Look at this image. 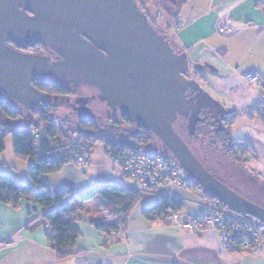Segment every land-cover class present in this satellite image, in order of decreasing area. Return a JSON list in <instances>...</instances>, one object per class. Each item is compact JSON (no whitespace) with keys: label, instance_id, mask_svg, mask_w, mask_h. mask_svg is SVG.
<instances>
[{"label":"crops","instance_id":"1","mask_svg":"<svg viewBox=\"0 0 264 264\" xmlns=\"http://www.w3.org/2000/svg\"><path fill=\"white\" fill-rule=\"evenodd\" d=\"M140 2L146 4L153 24L186 56L191 77L204 85L197 95L202 93L211 102L213 108L207 105L206 113L214 112L222 122L236 120L232 137L250 149L245 167L253 177L264 180V0H188L177 20L161 11V0ZM230 7L237 32L223 37L217 32L218 14ZM254 72L261 81L249 85L245 78ZM78 157L60 172L43 177L53 192H84L97 186L129 188L105 145H96L84 165L77 164ZM32 164L31 158L16 157L14 140L9 142L7 138L0 154V174L29 183ZM196 188H175L173 198L184 212L204 217L211 199ZM192 191L201 194L200 202L190 201ZM146 196L137 202L127 220L110 216L101 208L104 203L99 197L82 203L76 221L80 237L75 242V255L63 261L49 246V228L43 222L46 210L27 202L18 209L0 203V264H264V252L255 258L224 251L213 230L192 234L180 231L166 217L146 218L145 210L161 198ZM188 205L198 209L189 210ZM94 223L118 226L119 233L113 229L109 234L118 241L107 243Z\"/></svg>","mask_w":264,"mask_h":264},{"label":"water","instance_id":"2","mask_svg":"<svg viewBox=\"0 0 264 264\" xmlns=\"http://www.w3.org/2000/svg\"><path fill=\"white\" fill-rule=\"evenodd\" d=\"M155 27L136 0H0V105L39 110L45 95L35 80L91 85L149 131L202 190L264 224V208L212 175L176 131L198 99L188 92L201 89L185 77L186 56ZM36 45L49 54L26 52Z\"/></svg>","mask_w":264,"mask_h":264},{"label":"trees","instance_id":"3","mask_svg":"<svg viewBox=\"0 0 264 264\" xmlns=\"http://www.w3.org/2000/svg\"><path fill=\"white\" fill-rule=\"evenodd\" d=\"M136 1L142 11L147 15L145 8L146 4L140 2V0ZM187 2L188 0H161L160 9L172 20H177L180 17L182 8ZM150 22L153 24L151 20ZM171 45L180 53L172 42ZM26 52L37 55L49 54L47 48L42 45H36L26 50ZM188 73L185 74V77L189 81H195V78L191 77V75L188 76ZM33 85L37 90L49 97H65L71 94L67 87L56 82L35 80ZM188 93H191L192 95H190L192 97L197 95V91L194 90H190ZM0 107L5 119L12 124L0 121V154L5 150V141L7 137L12 135L16 157L20 160L33 159L29 174V183H18L11 176L0 174V203L18 209L23 202H27L46 210L43 222L50 229L47 234V240L50 248L56 253L59 261L66 260L75 255V242L80 237L76 221L82 211V203L90 202L99 197L104 203L101 208L109 213L110 216H122L124 220H127L137 202H139L142 196L146 195L130 188L120 186H97L84 192H77L74 189H69L64 192H53L49 186L46 185L43 177L45 175L60 172L66 164L72 162L74 157L80 156L79 143H86L92 147L98 144L105 145L107 154L110 155L117 147L136 148L135 146L137 145L133 144L132 138L136 134H139L144 138L143 143L145 151L160 152L168 160L176 163L168 152L161 150L153 143L155 137L149 131L143 127L137 126L124 116L123 121L126 125L132 127V132L122 130L120 122H115L112 128L107 129L108 131H101L98 124L92 119L82 118L80 121L81 130L79 134H77L78 140L76 142L72 137L66 140L67 136L60 140L61 137L58 136L57 128L52 123V118L48 113L50 109L54 108L52 104L44 103L39 110L28 112V115H25L19 108L6 105H0ZM35 116L40 117L42 122L46 124L45 128L41 127V137L39 141H35L31 130L33 118ZM21 119L24 123L18 126ZM186 123L189 126V122ZM198 127L199 125L195 126L193 131L195 138L198 137L199 134L197 132ZM96 133L103 135L102 137H98ZM212 139L215 140V143H220L222 151L235 164L241 166L246 164L245 159L250 155V149L247 147L246 150H240V155L233 149L236 143L241 142L233 139L230 126L229 128L214 133ZM191 183L194 187L199 188V185L192 179ZM206 194L211 200H214L210 194ZM173 204L175 208L181 209V203L178 200H173ZM170 210L171 206L168 199L161 197L151 207L145 210L144 215L148 219L163 218L168 215ZM94 225L105 235L107 243L118 241L113 240L114 238L109 236L113 229H115L113 231L119 233L120 229L118 226L112 228L111 225L102 223H94Z\"/></svg>","mask_w":264,"mask_h":264},{"label":"built area","instance_id":"4","mask_svg":"<svg viewBox=\"0 0 264 264\" xmlns=\"http://www.w3.org/2000/svg\"><path fill=\"white\" fill-rule=\"evenodd\" d=\"M232 7L218 14L217 32L223 37H231L237 29L230 18ZM249 85L260 83L258 73L246 76ZM31 127L35 141L41 137V122L33 121ZM144 138L136 134L132 142L136 148L117 147L109 155L110 160L121 171L127 185L132 190L167 198L171 210L166 219L182 232L198 234L213 230L218 234L221 248L232 254H247L260 257L264 252V224L258 220L230 210L219 200H212L208 215L198 217L174 207L173 190L175 188L193 189L190 177L185 170L168 160L160 152L144 150ZM81 153L77 164L84 165L91 159V149L79 146ZM202 190L200 187L196 188ZM166 190V191H164ZM166 192V193H164Z\"/></svg>","mask_w":264,"mask_h":264},{"label":"rangeland","instance_id":"5","mask_svg":"<svg viewBox=\"0 0 264 264\" xmlns=\"http://www.w3.org/2000/svg\"><path fill=\"white\" fill-rule=\"evenodd\" d=\"M155 28L157 29V31L160 32V30L157 27ZM189 75L190 73H188V76ZM56 80L57 79H49V81L52 82H55ZM197 84L201 89L200 91L203 92L204 85L199 82ZM64 86L67 87L70 91H72L71 96L57 97V98L43 96L44 103H50L54 106V108L50 109L48 113L52 118V123L57 128L59 134L58 136L61 137L60 140L62 138H65V136H67L66 140H69L68 138L72 137L77 142L78 140L77 134H79V131L81 130L80 121L82 118L92 119L94 122L98 124L99 129L101 131H108L107 129L112 128L115 122H120L122 126V130L132 132V127L124 123L122 113L120 111L113 110V108H111L107 104V102L101 98L100 93L93 86L86 84L82 86H75L73 84H64ZM206 106L211 107V109L213 108V106H211V102H209L207 98L203 96L202 93H200L195 106L191 110L189 118H186L189 122L190 130L184 132L181 129L180 124H178V121H176L174 126L176 131L179 132L180 137L186 142V144L191 149V151L196 156V158L212 175H214L223 184H225L230 189L234 190L236 193H238L246 200L264 208V180L256 179L255 177H253L248 172L245 165L241 166L235 164L222 151V147L220 143L214 142L215 140L212 139L214 136L213 132L218 129V126L215 125L217 124L216 121L210 119L208 123L200 122L203 121L202 112L203 111L209 112V108H207ZM216 109H218L216 112L218 113L220 111L218 106H216ZM23 112L25 113V115H28V112L25 111ZM33 119H35L36 121H40L41 127L43 128L46 127V124L42 122L40 117L35 116ZM204 120H206L205 117ZM230 120L225 119L224 122H222L224 128H229L230 126L232 129L236 120H234V122L233 119L230 118ZM0 121H3L4 123L7 124L10 123L5 119L4 116L0 117ZM20 121L21 122L18 123V126H21L24 123L22 119ZM226 121L228 122L225 123ZM196 124L197 126L199 125V127L197 128V132L199 134L198 137L195 138V136L193 135V131ZM31 127H33V125ZM96 135L98 137H102L103 134L96 133ZM7 138L9 139V142L13 141L12 135H9ZM153 143L161 150L166 151L165 148L162 146V144L156 138H154ZM79 146H86L90 148L91 151H93V149L95 148L86 143H79ZM233 149L239 153L240 150L242 151L246 150L247 147L244 145V143L242 144L236 143L233 146ZM240 154L241 153H239V155ZM246 161L247 158L245 159V162ZM139 193L146 194L144 192H139ZM191 195L192 198L191 197L189 198L191 202L195 204L197 202H200L202 197L200 193H196L192 191ZM148 196L144 198L153 199L155 197L149 194ZM188 208L189 210L198 209L195 205L194 206L188 205ZM257 263L259 262H255L254 264Z\"/></svg>","mask_w":264,"mask_h":264},{"label":"flooded vegetation","instance_id":"6","mask_svg":"<svg viewBox=\"0 0 264 264\" xmlns=\"http://www.w3.org/2000/svg\"><path fill=\"white\" fill-rule=\"evenodd\" d=\"M51 55V54H50ZM53 56V55H52ZM53 58H56V56L54 55L53 56ZM70 95H68V96H65V97H69V96H71L72 95V91H70ZM191 93H188V95L187 96H190V97H192L191 95H190ZM49 97V96H48ZM190 97H188V98H190ZM55 98V97H54ZM47 104H50V103H47ZM214 112H211V113H206V112H202V120L203 121H200V122H202V123H208L209 122V120L211 119H213L214 121H216V123H218V124H215V125H217L218 126V129L217 130H215L213 133H216L217 131H219V130H222V129H226V128H224V126L222 125V119H219V118H217L216 116H218V115H216V114H213ZM204 117H205V119L206 120H204ZM178 124H180V127H181V129L184 131V132H187V131H189L190 130V128H189V126H188V124L186 123V122H188V120L183 116V115H181L179 118H178ZM200 122H199V124H200ZM211 124V123H210ZM214 125V126H215ZM197 126V125H196Z\"/></svg>","mask_w":264,"mask_h":264}]
</instances>
